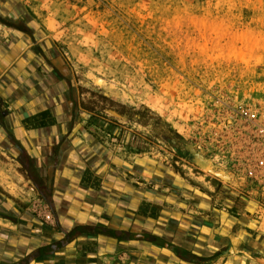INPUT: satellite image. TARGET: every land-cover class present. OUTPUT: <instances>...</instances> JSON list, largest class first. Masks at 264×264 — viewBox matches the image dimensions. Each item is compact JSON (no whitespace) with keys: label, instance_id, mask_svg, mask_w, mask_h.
I'll list each match as a JSON object with an SVG mask.
<instances>
[{"label":"rangeland","instance_id":"rangeland-1","mask_svg":"<svg viewBox=\"0 0 264 264\" xmlns=\"http://www.w3.org/2000/svg\"><path fill=\"white\" fill-rule=\"evenodd\" d=\"M1 1L40 26L77 82L105 93L153 161L201 184L218 213L242 211L217 232L251 246L245 264H264V0ZM7 190L25 215L0 216V245L26 255L56 222L32 186Z\"/></svg>","mask_w":264,"mask_h":264},{"label":"crops","instance_id":"crops-1","mask_svg":"<svg viewBox=\"0 0 264 264\" xmlns=\"http://www.w3.org/2000/svg\"><path fill=\"white\" fill-rule=\"evenodd\" d=\"M47 39L0 0V216L25 215L7 189L32 186L56 222L26 255L0 245V264L248 262L246 241L217 232L242 211L218 213L201 184L153 161L148 139L121 132L129 119L106 111L105 93L77 82Z\"/></svg>","mask_w":264,"mask_h":264},{"label":"trees","instance_id":"trees-1","mask_svg":"<svg viewBox=\"0 0 264 264\" xmlns=\"http://www.w3.org/2000/svg\"><path fill=\"white\" fill-rule=\"evenodd\" d=\"M137 114V113H136ZM140 114H146L145 113V111H142ZM252 252H255L254 250H251ZM230 253V252H229ZM225 254V252H223V251H219L218 253H217V257L219 258V257H221V256H223ZM231 254V253H230ZM188 263H192L193 261H187ZM194 264H206L205 262H203V261H194Z\"/></svg>","mask_w":264,"mask_h":264},{"label":"flooded vegetation","instance_id":"flooded-vegetation-1","mask_svg":"<svg viewBox=\"0 0 264 264\" xmlns=\"http://www.w3.org/2000/svg\"><path fill=\"white\" fill-rule=\"evenodd\" d=\"M38 254H39V255L42 254L40 250L38 251ZM44 256H45L46 258H48V256L46 255V253L42 254V257H43V258H45ZM37 258H38V257H37ZM37 258H36V259H37Z\"/></svg>","mask_w":264,"mask_h":264}]
</instances>
